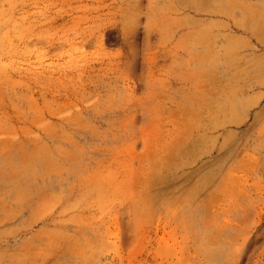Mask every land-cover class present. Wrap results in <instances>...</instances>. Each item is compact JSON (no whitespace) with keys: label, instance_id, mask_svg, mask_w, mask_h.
<instances>
[{"label":"rangeland","instance_id":"obj_1","mask_svg":"<svg viewBox=\"0 0 264 264\" xmlns=\"http://www.w3.org/2000/svg\"><path fill=\"white\" fill-rule=\"evenodd\" d=\"M0 264H264V0H0Z\"/></svg>","mask_w":264,"mask_h":264}]
</instances>
